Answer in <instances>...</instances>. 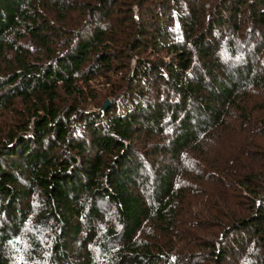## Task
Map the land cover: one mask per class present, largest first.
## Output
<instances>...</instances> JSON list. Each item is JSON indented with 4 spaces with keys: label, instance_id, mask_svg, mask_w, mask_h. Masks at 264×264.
Instances as JSON below:
<instances>
[{
    "label": "trees",
    "instance_id": "obj_1",
    "mask_svg": "<svg viewBox=\"0 0 264 264\" xmlns=\"http://www.w3.org/2000/svg\"><path fill=\"white\" fill-rule=\"evenodd\" d=\"M172 1L177 4L169 22L159 24L156 36L148 38L154 24L143 19L132 25L118 21L123 12H132L128 0H82L79 8L84 12L78 20L66 2L0 0V71L8 66L7 75H0V107L8 108L16 98L26 100L28 107L9 135L0 138V214H7V222L0 224V264H20L24 259L18 243L28 236L26 224L35 220L55 235L53 245L44 244L39 261L109 264V257L115 264H180L189 243L172 252L178 247L175 239L182 235L178 227L187 224L178 210L185 203L184 181L174 189L178 170L166 157L179 156L186 148L200 151L209 169L218 170L209 173L210 180L228 190L242 185L250 193L253 211L257 208L256 214L233 212L228 221H219L225 230L220 241L231 234L232 240L220 247L218 239L208 238L204 253L215 254L219 262L242 245L244 231L251 232L248 239L264 240V140L259 135L264 133V69L258 70L256 58L245 53L246 58L237 57L240 64L231 72L225 64L229 53L219 59L218 48L212 49L210 43L218 47L216 38L225 28L237 33L240 13L264 23V0H225L209 16L202 10L209 0H184L185 11L180 8L183 0ZM111 4L120 5L121 13L105 26L114 12L107 7ZM50 12L58 17L61 12L66 27L82 28L84 16H105L97 19L100 24L92 31L64 32L47 19ZM174 28L184 36L179 31L177 38ZM26 34L48 60H29L31 50L17 44ZM262 34H255L257 47L264 45ZM242 37L248 39V34ZM145 43L162 48L140 59L129 77L117 76L125 84L112 86V104L102 111L82 107L87 92L95 100L90 84L95 77L112 82L104 71L114 67V47L130 54ZM194 50L201 58L198 70L191 62ZM62 90L67 100L61 97ZM249 99L256 100L255 120L241 105ZM232 107L245 117L234 130L226 121ZM216 131L222 136L212 134ZM156 135L161 141L154 142ZM144 143L150 149L144 146L142 151ZM207 145L211 147L205 150ZM213 148L216 156L221 154L214 163ZM150 160H159L161 169L152 181L143 169ZM181 168L186 174L187 168ZM141 171V182L146 187L150 183V201L138 186L136 174ZM222 186L218 191L225 196ZM38 190L46 198V209L35 216L28 199ZM229 196L224 200L235 203ZM105 200L116 210L114 222L103 213ZM140 231L151 240L142 239ZM212 235L216 238V231Z\"/></svg>",
    "mask_w": 264,
    "mask_h": 264
},
{
    "label": "rangeland",
    "instance_id": "obj_2",
    "mask_svg": "<svg viewBox=\"0 0 264 264\" xmlns=\"http://www.w3.org/2000/svg\"><path fill=\"white\" fill-rule=\"evenodd\" d=\"M53 4L54 2H61L68 3L70 7L72 8V12L74 17H77V20L80 19V16L83 14L84 9H80L79 6L82 5V0H50ZM225 0H209L208 3L204 6L205 8H202V10L206 15L214 14L215 10L218 8V4H223ZM78 2V5L75 7L76 3ZM183 5L180 6L182 11L187 10L188 8H185V1H182ZM128 7H131L132 12H123V14L119 17V22H122L123 24L132 25L135 24V20H144L146 22H150L153 26L152 32H149V37L152 38L156 36V33L154 29L163 22H169L170 16L173 12V9L176 8V1L168 0L164 4L160 3L159 0H128ZM75 7V8H73ZM107 7H112L114 9L113 14L109 18L103 19L105 21V26L108 23L113 24L115 23L117 16L121 13L120 5L118 7L114 5H107ZM103 10H99V12H102ZM59 13V12H58ZM48 20L51 23H57L56 27L57 30H64L69 32L70 29L77 31L79 29L92 31V28H96L98 24H100V21L97 19H101L102 15L101 13H97L95 17L91 16H84L83 20H81L82 28L79 26H71L66 27L67 25L64 24V22L61 20L63 18L62 13L58 14H52L51 12L47 15ZM58 19V22H56ZM237 33L235 32L236 29H233V31H230L229 29L224 30V33L220 34L218 38H216V41L218 43V47L216 44H214L212 41L211 47L212 49L218 48L216 55L219 59L223 58V54L226 52L229 53L226 65L229 71L232 72V67L236 68V65H239L240 62L237 60V57L246 58L245 55L249 54V56L256 58L255 61H257V67H259L258 70L261 71V69H264V45L261 47H257L256 42H254L257 38L255 34L257 33H263L261 37V44L264 43V23L261 20L256 19H249V17L245 16L244 14L240 13L237 16ZM232 21V20H231ZM235 21H232L234 23ZM95 24V25H94ZM104 25V24H103ZM118 25V24H117ZM89 28V29H88ZM220 30V28H217L211 36H215L216 33ZM179 31L181 32L182 36H184L183 32L181 30H177L174 28V33L176 34L177 38H179ZM243 34H248V39L245 37H242ZM237 35L239 38H237ZM210 37V35H209ZM242 37V38H241ZM138 39H141L140 36L136 39L137 41H140ZM146 39V38H145ZM191 41V40H190ZM214 41V40H213ZM146 42V41H145ZM17 44L23 45L25 48L31 50L32 54L31 57H29V60L33 62V60H43L46 61L48 59L42 58V55L38 52L39 49H37V46L32 41L30 34H26V37L17 39ZM145 47L141 46L139 48H136L135 51L132 53H123V50L121 47L115 49V53L112 57V64L114 65L112 70H109L110 72L107 73L108 77L111 79V83H108V78L105 76L101 77H95L93 81L90 82L91 84V95L95 97V100H91L92 98H89V93L87 92V97L82 98L81 101L83 105L82 107H85L86 109H89V111H102L105 110V104L107 101H110V104L114 101V94L112 93L115 91V89L112 87L113 85H124L125 82H120L118 79L123 75H127L128 77L130 74H132L137 67V64L139 63L140 59H146L150 52L155 51L159 48H162L160 44H158L157 48H154L150 45H147L145 43ZM190 47H193V43L190 44ZM230 47L232 49H230ZM53 49L57 52L58 51V45H55V48ZM233 53V56L231 53ZM226 53V54H227ZM246 53V54H245ZM140 54L142 56H140ZM154 54V53H153ZM39 55V56H38ZM128 55V56H126ZM11 57V53H10ZM125 62L124 66H122V63ZM192 64H194V69L198 70L201 65V58H199V55L196 50L192 52ZM259 63V64H258ZM260 63H262V66H260ZM88 66V64H87ZM2 71H0V75H7L8 66H2ZM262 67V68H261ZM227 69V70H228ZM194 70V71H195ZM104 75V74H103ZM0 76V77H2ZM106 84V85H104ZM112 94V95H111ZM251 96V95H250ZM61 97L64 99H68V97H65L64 91H61ZM94 99V98H93ZM26 100L22 98H16L12 101V104L6 108V107H0V138L4 139L9 135V133L16 127V123L22 118L23 113H26L25 111H28V107L25 103ZM65 104V103H64ZM256 100L255 99H249L248 101H242L241 105L248 107V111L251 113L253 120L257 119L258 115V109L255 106ZM86 105V106H85ZM28 115V113H27ZM26 115V116H27ZM242 119H245L244 113L242 110H238L235 107L230 108V110L227 113L226 121H231V128L232 130L240 128V124ZM169 129V128H167ZM170 129H173V127H170ZM171 133V131H169ZM218 131L212 133L217 134ZM221 133V132H220ZM218 133V135H220ZM262 136L261 141L264 140V133L259 134ZM222 136V134L220 135ZM154 142L156 139L161 141V138L159 136H153ZM152 138V139H153ZM166 139L162 142H165L168 140V136L165 137ZM140 139L139 136L135 137V143L138 142ZM150 140L148 141V143ZM236 142V141H235ZM143 144L140 147H142V151L145 150L144 146H148L150 149V144ZM150 145V146H149ZM221 145V144H219ZM210 145H207L205 147V150L210 148ZM222 151V150H221ZM200 154V151H193L190 148H186L184 151H182L179 156H171L169 153L166 157L167 161H173L176 165V168L178 170V176L179 178L174 180V189L178 188V185L182 183L183 181V190L185 197L183 198V209H178L179 215L181 216V221L185 220L186 225H183V228L178 227L179 230H181L182 235L177 237L175 239V243L178 247L173 250L172 253H177L179 250H181V247L184 243L188 242L189 244H186V251L185 253L182 252V256H180L181 263L180 264H264V240H261V237H257L255 239L251 238L248 239V236H250L251 232L244 231L243 235H246L245 237H241L242 239V245L240 247L233 248L232 254H227V257L223 258L219 262L215 261V254H210L209 252L204 253L205 245H206V239H214L217 240L216 243L218 246H223L226 244V242H231L232 240V234L230 237H224L222 241H220L221 235L225 233V230L219 225L221 222H226L229 219H231L232 215L231 213H246L251 214L253 211V208L251 206V199L248 197L250 193L245 190L242 185L236 184L235 188H229L219 183L216 180H210L208 178L209 173H215L218 172L215 168H210L209 165L205 164L204 157ZM211 162H215L220 156H216V149L213 148L212 152L210 153ZM216 156V157H214ZM164 161V160H163ZM212 164V163H211ZM133 165V163H132ZM129 166V165H128ZM160 164L159 160L157 162H154L150 160V162L143 165V169H146V174L150 181L154 180V177L157 176V173L160 172ZM187 168L186 174H182V168ZM264 169V168H263ZM136 179L138 181L139 189H142L146 199L150 201L149 192H151L150 189V183L146 184L142 183V171L137 172ZM181 173V174H180ZM139 175V176H138ZM182 175V178H181ZM146 181V180H143ZM219 185V186H218ZM222 186L224 189V193L230 194L229 199L234 200L235 203H228L224 200L226 197L224 195H221L218 191V188ZM239 201V202H238ZM28 203L32 206V213L36 216H39L40 211L46 209L45 203L46 198L44 195H41L40 191H36L35 193H31L29 195ZM179 203V201H178ZM259 205V202H257ZM111 203L107 200L102 202V209L103 213L106 217V220H111L114 222L116 217V210L111 207ZM251 206V207H250ZM114 207V206H113ZM251 208V209H250ZM188 209H191L188 211ZM254 214L257 213V208L253 211ZM229 217V219H228ZM220 221V222H219ZM7 222V214L5 212H2L0 214V224L3 225V223ZM223 224V223H222ZM28 229L24 230V235L28 234V236L24 239L23 242H19L18 245L21 248V252L24 253V259L20 260V264H51V259L49 261H39L41 252L44 248V244L51 245L53 243V238H55V235L52 232L46 233V227L44 226L45 223H38L36 220L33 222H28L27 224ZM105 225H102L104 227ZM144 231H146V227L144 228ZM216 231L217 237L214 238L212 235V232ZM150 232V230H149ZM242 233V232H240ZM140 237L142 239H145L147 241L151 240L148 238V235L144 234L142 231L139 232ZM153 235V234H150ZM219 235V236H218ZM242 235V234H241ZM264 236V231L263 234ZM152 238V237H151ZM154 242V241H153ZM148 243V242H147ZM12 244V246H14ZM53 245V244H52ZM16 248V246H15ZM11 250L14 252V249L11 248ZM197 251L200 254L198 256H195L197 253H191L192 251ZM182 251V250H181ZM43 254V253H42ZM45 256H50V253L47 251L45 252ZM177 256V255H175ZM33 257V258H32ZM107 257L105 253V258ZM34 259V260H33ZM48 259V258H47ZM106 260V259H105ZM174 260H176L174 258ZM109 264H115L111 258H107Z\"/></svg>",
    "mask_w": 264,
    "mask_h": 264
},
{
    "label": "water",
    "instance_id": "obj_3",
    "mask_svg": "<svg viewBox=\"0 0 264 264\" xmlns=\"http://www.w3.org/2000/svg\"><path fill=\"white\" fill-rule=\"evenodd\" d=\"M109 104H110V101H107L106 104H105L104 109H106V108L108 107Z\"/></svg>",
    "mask_w": 264,
    "mask_h": 264
}]
</instances>
